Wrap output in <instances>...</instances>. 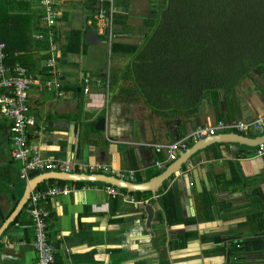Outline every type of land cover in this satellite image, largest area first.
Returning <instances> with one entry per match:
<instances>
[{
	"label": "crops",
	"instance_id": "crops-1",
	"mask_svg": "<svg viewBox=\"0 0 264 264\" xmlns=\"http://www.w3.org/2000/svg\"><path fill=\"white\" fill-rule=\"evenodd\" d=\"M112 2L114 14L121 15L113 21L108 47L107 35L99 32L104 43H86V27L96 30L89 23L105 3L56 0L58 23L53 29L58 51L53 73L45 66L50 56L49 29L40 1L0 0L5 65H20L39 82L28 93V115L34 120L27 129L28 147L41 159L72 161L71 174L81 178L50 177L33 190L59 186L70 191L46 203L39 202V207L48 211L45 225L54 248L53 264H206L208 258L215 257H209L210 253L222 247L213 244L212 238L231 235L246 239L257 229L246 216L255 213L250 207L251 197L259 192L264 199V154H257L258 146L210 143L190 158L188 180L176 182L173 178L155 196L114 186L117 194L110 195L106 192L109 184L82 180L84 175L97 177L84 174L80 165L104 164L109 171L101 175L134 184L148 182L170 168L195 143L187 141L174 161L136 144L174 143L199 126L264 117V69L250 74L232 90L209 93L193 116L161 113L147 105L134 82L124 77L132 57L118 50L111 52L112 43L141 45L151 32L145 24L149 9L132 14L121 0L117 5ZM108 54L112 56L110 64L106 63ZM83 77L90 80L87 93ZM49 79L60 83L61 96L45 88L44 82ZM100 119H104L103 131L97 129ZM10 124L0 114V264H37L34 228L25 199L28 182L20 178L21 164L11 156ZM236 134L256 139L264 136V131ZM156 162L161 166L157 167ZM130 170L134 171L132 179L119 178L117 172ZM33 175L29 173L30 179ZM168 195L174 200L176 213L172 217L165 210ZM148 207L153 211L151 232L145 225ZM174 220H190L192 224H172ZM192 232L196 237L186 239L185 235ZM263 256L252 255L250 264L261 263ZM254 257L258 259L252 261ZM219 262L214 261L222 264Z\"/></svg>",
	"mask_w": 264,
	"mask_h": 264
},
{
	"label": "trees",
	"instance_id": "trees-1",
	"mask_svg": "<svg viewBox=\"0 0 264 264\" xmlns=\"http://www.w3.org/2000/svg\"><path fill=\"white\" fill-rule=\"evenodd\" d=\"M120 15L115 13L113 21ZM158 15L159 23L141 45L112 43L111 52L132 57L124 77L134 82L147 105L161 113L193 116L209 93L232 90L264 69V0H150L145 24L149 27ZM257 194L250 199L255 213L246 216L248 223L257 225L252 236L212 238L222 247L209 257L224 256L230 263L244 264L252 255L264 253V199ZM167 203L165 210L172 217L176 212L171 195ZM179 222L192 224L171 221ZM185 236L194 238L196 233Z\"/></svg>",
	"mask_w": 264,
	"mask_h": 264
},
{
	"label": "built area",
	"instance_id": "built-area-1",
	"mask_svg": "<svg viewBox=\"0 0 264 264\" xmlns=\"http://www.w3.org/2000/svg\"><path fill=\"white\" fill-rule=\"evenodd\" d=\"M40 4L45 8L44 21L49 29L48 45L49 59L45 66L50 69V72H55V60L58 49L56 48L55 35L52 29L57 26L58 13L55 11L56 0H39ZM99 4L105 3V6H100L97 13L90 20L96 27V31L107 35V42L110 44L112 39L113 14L115 8L112 0H97ZM41 39V36H37ZM5 44L0 42V114L10 120V133L12 137V158L21 164L20 178L30 180L29 173H35L37 176L40 173H61L71 174L74 164L72 161H66L55 158H40L37 154L28 147L27 129L34 125V120L28 115V93L34 84L39 82L33 78L28 70L20 65H15L9 68L5 65ZM89 78L83 77V83L86 85L84 93L88 92ZM44 86L48 91H55L57 96H61L59 91L60 83L57 80L49 79L44 82ZM248 130L264 131V117H256L254 120L247 121L245 119H237L234 121L220 120L214 125L199 126L189 134L182 137L174 143H142L136 144L152 149L155 153H164L168 161L177 159V154L182 149L186 148V142L192 141L196 143L204 137L215 136L220 134H233L238 132H246ZM258 155L264 154V144L258 146ZM157 167L161 166L160 162H156ZM84 174L101 175L109 171L104 164H94L82 166ZM121 180L132 179L134 171L117 172ZM106 192L110 195H116L117 192L113 186L107 185ZM69 189L59 186L47 187L43 191H31L28 197L27 210L31 217V222L34 228V249L38 256L37 264H53L54 263V248L49 241L45 219L48 216V211L39 207V202L46 203L56 195H67ZM126 200V199H124Z\"/></svg>",
	"mask_w": 264,
	"mask_h": 264
},
{
	"label": "water",
	"instance_id": "water-1",
	"mask_svg": "<svg viewBox=\"0 0 264 264\" xmlns=\"http://www.w3.org/2000/svg\"><path fill=\"white\" fill-rule=\"evenodd\" d=\"M86 43L90 44V45H95L97 43H104V41H102L97 33V31L89 26L86 27ZM107 46L109 47L110 44H108L107 42ZM97 126H100L97 129H100L101 131H103V126H104V119H100L97 122ZM219 137V140L213 139ZM230 138L231 140H229L228 142H226V138ZM214 140V141H213ZM210 143H234V144H244V145H250V146H259L260 144H264V136L256 138V139H249L247 137H244L242 135H238L236 133L233 134H225V135H218V136H210V140H206V139H201L200 141L196 142L194 144V146L187 150L184 153H181V157L178 159V161L174 162L170 168L166 169L162 174H160L159 176H156L154 178H151L148 182L143 183V184H134L131 182H126V181H120L118 179H115L114 177H107L104 175H96L94 177H97L96 179H93L92 177H87L86 175H84V178H82V180H86V181H98V182H103L105 184H109L112 185L114 187H120L122 189H126L128 192H150L153 196L156 195V193L163 188V186L169 182L172 181L173 182V178L176 179L175 181L178 182L179 180H184L187 179L188 180V164H189V160L192 157V155L196 154L199 151L204 150L205 148L210 146ZM51 175H55V176H51ZM53 177L54 179H62V180H74L79 179L80 175H69V174H59V173H44L42 175H38L33 177L32 179H30L28 181V188H27V196L25 199H27L30 195V192L35 190L38 186L39 183H41V181H43L44 179ZM174 181V182H175ZM25 202V200H24ZM23 202V203H24ZM23 205V204H22ZM21 207V206H20ZM146 213H147V221H146V229L148 232H151V223L153 220V211L151 209V207H148V209H146ZM1 216V214H0ZM227 257H228V253H227ZM213 260V261H212ZM214 260H220L222 263L224 260V257H212V258H208L207 261L205 262L206 264H215Z\"/></svg>",
	"mask_w": 264,
	"mask_h": 264
},
{
	"label": "rangeland",
	"instance_id": "rangeland-1",
	"mask_svg": "<svg viewBox=\"0 0 264 264\" xmlns=\"http://www.w3.org/2000/svg\"><path fill=\"white\" fill-rule=\"evenodd\" d=\"M123 2V4L125 6H129L128 8L129 11H131L132 14H139L141 12H143V10H145L146 8L149 9V3L145 2L143 0H121ZM150 1V0H149ZM115 5H117V0H114ZM159 16L157 17V19L150 21L149 27H153L155 24L159 23ZM112 61V56H110L109 54L107 55V60L106 63L110 64ZM264 257V256H263ZM255 258V257H254ZM254 260H257L256 258ZM213 261V260H212ZM215 261V260H214ZM253 263V262H251ZM264 264L263 258L261 259V263L259 264Z\"/></svg>",
	"mask_w": 264,
	"mask_h": 264
},
{
	"label": "flooded vegetation",
	"instance_id": "flooded-vegetation-1",
	"mask_svg": "<svg viewBox=\"0 0 264 264\" xmlns=\"http://www.w3.org/2000/svg\"><path fill=\"white\" fill-rule=\"evenodd\" d=\"M216 257V256H215ZM249 260L250 259H248V260H246V261H243V262H245L244 264H250V262H249ZM222 264H237V263H230V261L229 260H226V259H224L223 260V262H222ZM239 264V263H238ZM243 264V263H242Z\"/></svg>",
	"mask_w": 264,
	"mask_h": 264
}]
</instances>
